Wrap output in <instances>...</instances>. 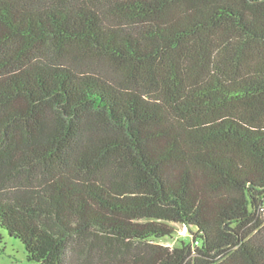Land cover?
I'll list each match as a JSON object with an SVG mask.
<instances>
[{
    "label": "trees",
    "instance_id": "trees-1",
    "mask_svg": "<svg viewBox=\"0 0 264 264\" xmlns=\"http://www.w3.org/2000/svg\"><path fill=\"white\" fill-rule=\"evenodd\" d=\"M0 228L39 264H264V0H0Z\"/></svg>",
    "mask_w": 264,
    "mask_h": 264
},
{
    "label": "rangeland",
    "instance_id": "rangeland-1",
    "mask_svg": "<svg viewBox=\"0 0 264 264\" xmlns=\"http://www.w3.org/2000/svg\"><path fill=\"white\" fill-rule=\"evenodd\" d=\"M2 239L0 240V264H39L36 261L29 260L24 243L16 237L10 236L5 229L0 228ZM184 240L186 243L191 242V236L180 237L174 234L173 237L158 240L164 245L174 246Z\"/></svg>",
    "mask_w": 264,
    "mask_h": 264
},
{
    "label": "built area",
    "instance_id": "built-area-1",
    "mask_svg": "<svg viewBox=\"0 0 264 264\" xmlns=\"http://www.w3.org/2000/svg\"><path fill=\"white\" fill-rule=\"evenodd\" d=\"M189 228L187 227V226H183L180 230H179V232H178V235L180 236V237H185V236H187L188 234H189ZM199 242L197 241L196 242V244H198Z\"/></svg>",
    "mask_w": 264,
    "mask_h": 264
}]
</instances>
